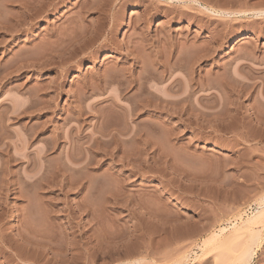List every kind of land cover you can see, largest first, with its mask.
Instances as JSON below:
<instances>
[{
  "label": "rangeland",
  "instance_id": "374dc122",
  "mask_svg": "<svg viewBox=\"0 0 264 264\" xmlns=\"http://www.w3.org/2000/svg\"><path fill=\"white\" fill-rule=\"evenodd\" d=\"M199 1L0 0V264H264V0Z\"/></svg>",
  "mask_w": 264,
  "mask_h": 264
},
{
  "label": "bare ground",
  "instance_id": "6f19581e",
  "mask_svg": "<svg viewBox=\"0 0 264 264\" xmlns=\"http://www.w3.org/2000/svg\"><path fill=\"white\" fill-rule=\"evenodd\" d=\"M155 1L156 2H159V3L160 2H164L166 4H174V3H176V4H186V3H188L190 5L193 4L194 6H197V7L201 8L203 11L208 12L209 14H213L214 16L215 15L216 16L222 15V16H228L229 17L231 14L236 15L235 13H229V12L214 10L213 8H211V6L208 7V6L203 5L199 0H155ZM26 7H27V5H26ZM238 14L240 15V12ZM255 14H257L256 16H261L262 17V15L264 16V11H259L258 13H255ZM149 15H151V14L148 13V16ZM142 17H143V15H142ZM119 34H120V31H119ZM233 38H236V37H233ZM238 38L240 40L243 39V35H241ZM141 41H142V43H144L143 42L144 40H141ZM156 60H158V59H156ZM156 60H155V62H156ZM175 60L176 61L172 65H170V66H166L164 64H162L163 66L159 65V67L162 68L161 75H160L161 76L160 77L161 83H163V82L165 83L166 82V85H164V87H162L163 90H162V92H160V94H155V93L151 92L150 90H148L147 83H148L149 77L147 75L145 76V74H143V73H146L147 72V71L146 72L144 71L145 70L144 69V66L141 67L142 68V71H141V73L139 75V78H138V81H137L138 82V84H137L138 87H141V88H139L140 90L136 92L137 93L136 95H133V98L131 97L132 99H136L135 101L133 100V105H131L130 108H129V111H130L131 115L136 114L137 116H139L140 114H143V113H152V112H154L155 114H158V115H163V114H178V113H181L180 109L182 108V106L180 108H178V106H180L179 104L182 103V105L184 107L185 104L183 102H185L187 99L192 98L194 96V94L197 92V90L202 87V86L199 87L198 83L196 82V84H194V85H195L196 88H198V87L199 88L198 89H195V87L190 82L193 79L192 77H191V80L189 81L190 83L189 82H188V84H187V82L185 83L189 87V90H187L188 87H186V86H185L186 88L184 86H183L184 88H181V87L178 88L179 87V83L181 85L182 82H183V80H181V79L178 80L177 78H175L174 80L172 79L171 81H169L170 78H171V71L174 72L175 69L178 68V66H182L181 64L179 65L180 58L179 59L178 58H175ZM156 63H160V62H156ZM179 69H180V67H179ZM168 73H169V76H167ZM191 74L192 73L190 72L189 77H190ZM185 76L187 77V79L189 78L188 77V74H186ZM193 88L195 89V91L193 90ZM150 89H154V87L153 86H150ZM155 91H157V90H155ZM262 97H264V96H262ZM188 102L189 101H187V104H188ZM261 104L263 105L264 103L262 102ZM170 106H172V108ZM173 107H174V109H173ZM182 111H184L183 108H182ZM263 121L264 120H262L261 123L264 124ZM180 123L181 124H184V122H180ZM168 124L170 125V123H168ZM136 136H137L136 135V132H134L133 135H132V138L134 139V138H136ZM111 138L114 141H117L118 140L117 139L118 137L116 136V134H112V137ZM48 144L49 145L51 144V145L48 146L50 148L46 147V149H45L46 152L51 151V150H54V148L57 145L56 142H54V141H52V143L50 142ZM69 156H70L69 154H67V156L65 155L66 158L67 157L70 158ZM90 165H91L90 162H86L83 165L82 169L83 168L84 169H88ZM65 167H67V166H65ZM263 214H264V205L262 204V205H259V207L255 211V214H253L246 221L247 224L245 223L244 226H243V228L246 225L248 226V224L251 225L253 223V221L254 222L257 221L256 219H259L261 216H263ZM247 255H248V257H247ZM251 255H253V254L247 253L245 255V257H243V259L246 258V260L244 259L245 260L244 262L248 261V259L250 258ZM251 258H252V256H251ZM243 259H242V261L240 260L241 262L239 261L238 264L239 263L240 264L241 263H244L243 262ZM246 263H248V262H246ZM246 263H244V264H246Z\"/></svg>",
  "mask_w": 264,
  "mask_h": 264
},
{
  "label": "built area",
  "instance_id": "2783aa9c",
  "mask_svg": "<svg viewBox=\"0 0 264 264\" xmlns=\"http://www.w3.org/2000/svg\"><path fill=\"white\" fill-rule=\"evenodd\" d=\"M246 213H248V214L250 213V208L248 210H246Z\"/></svg>",
  "mask_w": 264,
  "mask_h": 264
}]
</instances>
